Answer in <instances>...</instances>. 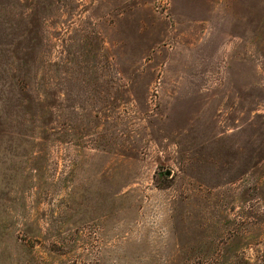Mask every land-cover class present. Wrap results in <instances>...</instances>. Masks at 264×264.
I'll list each match as a JSON object with an SVG mask.
<instances>
[{
	"label": "rangeland",
	"instance_id": "374dc122",
	"mask_svg": "<svg viewBox=\"0 0 264 264\" xmlns=\"http://www.w3.org/2000/svg\"><path fill=\"white\" fill-rule=\"evenodd\" d=\"M0 264H264V0H0Z\"/></svg>",
	"mask_w": 264,
	"mask_h": 264
}]
</instances>
